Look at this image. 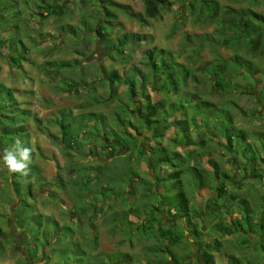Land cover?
<instances>
[{"label": "trees", "instance_id": "obj_1", "mask_svg": "<svg viewBox=\"0 0 264 264\" xmlns=\"http://www.w3.org/2000/svg\"><path fill=\"white\" fill-rule=\"evenodd\" d=\"M4 1L11 5L10 3L14 0ZM32 1V4H29L28 0H22V4L25 3L24 5L29 9L31 17L33 14L39 13L41 17L55 14L58 18H62L67 10L75 11L76 3H78L77 0ZM78 1L82 4H85L86 1L91 2L90 0ZM94 1L103 7L107 14L103 21H98L95 17L94 28L88 31L87 39L90 41L101 39L106 45L117 44L118 48L112 47L109 51L106 46L104 49L107 51L106 55L109 59L116 60L123 65L130 62L128 59L129 46L127 47V45L131 42H142L147 37L138 33L124 32L115 36L113 40L110 39L108 36L115 28L112 24L116 18L115 11H123L124 14L133 17L138 22L148 24V20L162 18L173 5L171 0H140L143 6L142 12L134 13L129 6L113 0ZM242 1L229 0L227 4H221L218 0H196V3H188L186 6L189 8L192 22L202 26L214 25L212 31L199 34L184 33L176 50L156 46L144 49L142 51L143 68L132 63L123 72H120L115 65L110 70L104 67L96 68L97 71L103 73L99 81L109 84V99H113L117 94L116 85L120 83L126 87V93L132 101V106L129 103H120L111 112L112 120L119 132L113 127H106L103 123L105 115L96 112L80 113L79 118L82 120L84 115H87L91 121L96 120L102 130L93 127L91 122L89 125L91 129L82 131L80 125L76 127L78 116H72L73 111L65 108L61 109L55 118L43 122L29 108L22 106L23 103L18 100L12 88L0 82V94L9 97L10 105L6 106L5 110L1 107L0 119H7L9 125L15 124L16 126L10 133L11 137L4 136L6 141L3 143V148L14 147L16 140L19 139L23 147L31 149L29 168L34 170L38 169L34 158L39 154V148L31 140L30 123L34 124L36 130L53 137L63 145L64 153L68 157L74 158L82 155L83 140H86L88 145L99 146L102 162L105 161L103 159L109 157H112V160L122 149H130L131 146L133 148L136 135L140 136L142 135L141 131H148L147 140H152L155 143L153 146L147 143L148 153L141 147L138 148L140 150L138 152L146 157V161L151 162V168L156 176L154 185L161 186L163 190L152 194L156 204H152L150 208L146 206L145 217L142 218L136 214L140 218V223L143 222L142 231L136 238L146 242L143 248L146 259L144 264H190L191 254L184 251H182L184 253H175V248L185 236V230L188 231L190 237L187 244L195 247L203 264H218L217 260L223 254V245L215 236L219 233L225 236H230L233 233L243 234L246 237L243 239L244 242L250 237H255V240L258 238L260 242H263L261 244H264L262 237V233H264V131H249L245 127L237 125L244 112L236 102L228 103L227 109H225L219 102L203 97L192 89L202 80L209 83L213 93L226 95L229 91L227 85L235 82L243 74L251 76L263 74L255 60L264 59V14L255 11L251 5L235 6ZM8 5L0 4V10L8 8ZM107 6L113 8L114 11L107 9ZM96 14L95 12V16ZM3 19H5L4 14L0 13V21ZM59 29L67 35L70 34L66 31L74 32L73 26L68 22L63 23ZM0 43L3 44V42ZM206 47L215 49L223 47L230 51V55L225 57L218 55L209 60H202L201 54ZM9 49L10 47L6 52L10 55L9 59L20 67L21 63H17L19 58L9 52ZM44 51L47 53V50ZM178 57H182V61H177ZM22 60H27L25 55ZM68 63L70 62L61 59L49 62L45 60L43 65L38 68H41L42 71L49 69V72H53L62 66L67 67ZM70 66H72L71 63ZM76 67L78 66L70 68L73 70ZM242 70L246 72L242 73ZM107 73H109V77H106ZM64 85L63 89L67 93L78 92L79 84L75 80L64 82ZM139 86L140 91L138 90ZM147 86L161 95V98L152 100L150 94L146 92ZM234 90L237 88L235 87ZM245 90L247 93L255 95V92L249 91L247 87ZM256 96L264 105V84L259 87ZM135 102L138 105H135ZM233 109H236L237 114L231 112ZM8 110L10 115L5 112ZM13 110H16L17 113L14 114ZM129 113H132V118L135 120L134 124H130L135 134L127 130L126 127ZM52 125L57 128V134L48 132ZM7 126L8 124L1 131L9 132ZM170 130L172 135L166 138ZM163 139H166L165 143L162 142ZM178 148L182 151L177 150ZM204 157L206 158L204 159ZM5 169L6 173L13 177L17 175L25 178L33 176L31 169L27 175L9 172L6 166ZM63 171L68 177V180L64 181V185H72L74 191L80 195L91 192L87 187L89 179H86L83 169L69 164L63 168ZM135 172L131 174L127 183L131 182L133 178H137L139 182H145ZM74 173H76L75 176H73ZM38 178L42 179L39 175ZM110 178L103 179V181L106 180V185L108 183L107 186H101V184L95 186L99 190L104 188L105 191L103 198L95 197L97 198L96 202H92L94 206L86 208L92 212L90 219H94L98 214L97 207L100 200H108L111 196L119 199L122 196V201H126V190L122 188L123 184L115 189L111 187L113 184L112 175ZM255 181L262 182V190H256L251 184ZM139 182L136 184L137 186L140 185ZM12 184L17 190L18 183L12 180ZM25 190L27 196H32L29 184H25ZM198 190H207L209 198L204 203V207L197 210L192 208L190 203ZM68 196L71 198V195ZM21 199L23 200L22 195ZM256 200L259 201L257 214H253L252 208L258 202H255ZM140 210V208L131 207L128 211L121 213L113 211L108 220L112 230L121 217L124 215L127 217L128 213H138ZM163 210L174 222L173 224L166 221L165 226L161 225L162 221L165 222L162 216L160 217ZM233 211L239 213L238 218L228 220L227 217H230ZM195 215L200 222H194ZM33 216L31 214L29 217L33 219ZM85 216H87V210L82 209L81 216L77 215L79 220L76 218L77 228L87 225L80 221L81 217L86 219ZM30 222L29 218L26 225L30 231H36L37 242L32 247H29L28 243L25 244L29 259L38 257V247L42 250L41 254H43V249L49 247L52 253L58 255V259L53 264H133V254L120 250L111 253H102L96 250L92 233L87 226V233L84 235L80 234L79 229L82 239H74V228L71 225L58 226L54 219L53 227L50 226L49 230H46L45 227L44 230L46 234L53 232L54 239L50 240L54 242L53 245L48 238L40 239L39 237V235H44L43 221L37 219V222H33L32 226ZM128 224L130 225V223ZM155 224L158 225L156 229H154ZM177 224H181V229L176 228ZM198 224H202L200 231L207 232L205 234V239L208 238L207 241L204 239L201 242L196 241L195 238L200 234ZM183 225H186V228H183ZM62 229L67 230L69 237L55 245L56 237ZM127 231L128 239L133 240L134 233L130 231V228ZM153 239L155 242H151ZM87 240L90 242L85 245L84 242ZM262 247L264 248V246ZM235 260V256L227 254L226 263L231 261L234 264Z\"/></svg>", "mask_w": 264, "mask_h": 264}, {"label": "rangeland", "instance_id": "obj_2", "mask_svg": "<svg viewBox=\"0 0 264 264\" xmlns=\"http://www.w3.org/2000/svg\"><path fill=\"white\" fill-rule=\"evenodd\" d=\"M14 1V3L12 2L10 3L11 5H8L6 1L0 0V4L4 6L8 5V8L4 9L5 11L0 10V13H3L5 18L0 21V42H3V44L0 43V82L12 88L18 100L23 103L22 106L29 108L43 122L55 118V116L59 115L60 110L64 108L72 110V116H78V118L81 116L80 113L96 112L97 114L102 113L105 115L106 118L103 123L106 127H113L119 132L115 122L112 120L111 112L120 103H129L132 106V101H130L126 93V87L120 83L116 85L117 94L114 95L113 99H109V84H103L99 81L103 73L97 71L96 68L104 67L110 70L115 65L120 72H123L131 63L143 68L142 62L144 58L142 51L144 49L156 46L158 48L176 50L184 33L199 34L210 32L214 29V25L202 26L199 23L192 22V16L186 4L191 2L196 3V0H171L173 5L170 10L162 18L148 20V24L138 22L133 17L124 14L123 11H115L116 18L112 22L115 28L108 36L110 39L113 40L115 36L124 32L138 33L147 37L142 42H131L127 45V47L129 46L128 59L130 62L123 65L116 60L109 59L106 55L107 51L104 49L106 46H108L109 51L112 47L118 48L117 44L111 43L106 45L101 39L94 41L87 39L88 31L94 28L95 17L98 21H103L104 16L107 14L106 10L97 5L94 0H90L91 2L86 1L85 4L77 0L78 3H76L75 11L67 10L62 18H58L55 14L41 17L39 13H35L31 17L29 9L24 5L25 3L22 4V0ZM28 1L29 4L33 2L32 0ZM113 1L129 6L134 13L142 12L143 6L140 0ZM218 1L221 4H227L229 0ZM246 4L247 6L251 5L255 11L264 14V0H243L240 4H235V6H245ZM194 6L196 7V5ZM107 9L114 11L113 8L108 6ZM95 12L97 13L96 16ZM65 22L70 23L74 28V32L66 31L70 35L64 34L59 29ZM8 47H10L9 52L14 53V56L19 58L17 63H21L20 67L9 59L10 55L6 53ZM44 50H47V53ZM23 55H25L27 60H22ZM218 55L225 57L230 55V51L223 47L220 49L206 47L201 54L202 60H209ZM60 59L70 62L72 66L77 65L78 67L72 70L70 68L72 66L68 63L67 67L62 66L53 72H49V69L42 71L41 68H38L40 65H43L45 60L49 62ZM176 59L177 61H182V57ZM255 62L261 68L263 74L260 76L243 74L235 82L227 85L229 86V91L226 95L213 93L209 83L202 80L201 83L192 89L196 90L203 97L214 102H219L225 109H227L228 103L236 102L244 112L240 116L237 125L243 126L249 131H264V105H262L260 99L258 100L256 96L259 87L264 84V59L260 58L255 60ZM243 72L246 71L242 70ZM106 77H109V73H107ZM71 80H75L79 84L78 92L67 93L63 89L65 86L64 82H71ZM235 87L237 90H234ZM246 87L249 91L255 92V95L247 93ZM138 90H141L140 86ZM146 92L150 94L151 99L154 101L161 98V95L152 91L150 86H147ZM8 98L7 95L0 94V110H2L1 107L5 110L6 106H10ZM93 100L95 102H92ZM135 105H138V103L135 102ZM5 112L10 115L9 110ZM13 112L14 114L17 113L16 110H13ZM231 112L235 114L236 109H233ZM128 115L129 121H126L127 130L135 134L134 129L130 127V124H134L135 120L132 118V113ZM77 120L76 127L80 125L82 131L90 130L91 127L89 125L91 122L93 123V127L95 126V128L102 130L101 125L96 120L91 121L87 115H84L82 120L81 118ZM7 124L9 132L1 131ZM33 125L32 123L29 125L31 140L39 148V154L34 158V163L38 169L34 170L32 168V170L29 168V170L33 171V176L27 178L20 175L10 176L6 173L3 160L0 159V172H2L0 173V236H2L0 238L2 240L0 241V263L53 264L56 262L58 255L52 253L49 247L43 249V254H41V248L39 249L38 247V257L29 259L25 244L28 243V246L32 247L37 242L35 239L36 231H30L26 225L30 218L31 226L33 222H37V219L43 221L44 228H42V231L45 230V227L47 228L46 230H49L50 226L53 227L54 219L58 226L71 225L75 231L74 239L79 240L82 239L79 235V229L80 234L84 235L87 233V226L92 233L96 250L102 253H111L116 250L127 252L133 254V264H144L146 259L143 248L146 242L136 238L142 231L143 222L140 223V218L136 214H139L142 218L145 217L146 206L150 208L152 204H156L152 194L163 190L161 186L156 187L154 185L156 176L151 168V162L146 161V157L138 152V148L141 147L148 153L149 147L147 143L151 146L155 143L152 140H147L148 131H141L142 135H136L133 148L131 146L130 149H122L117 152L112 160V157H109L103 159L105 161L102 162L99 146L88 145L86 144V140L81 138L84 144L81 149L82 155L71 158L64 153L63 145L54 140L53 137L36 130ZM14 127H16L15 124L9 125L7 119H0V157L3 155V143H5L6 137H11L10 133H12L11 131H13ZM49 128L48 132L50 134H57V128L54 125ZM171 135L172 132L170 130L166 138ZM162 142L165 143L166 139H163ZM177 150L182 151L180 148ZM110 160L111 162H109ZM100 162L101 164H99ZM69 164H74L81 170L83 169L86 179H89L87 187L91 192L89 191L85 195H80L74 191L72 185L63 184L64 181L68 180L63 168L69 166ZM134 171L145 182H139L137 178H133L131 182L127 183V180L130 179ZM37 173L42 179L38 178ZM75 175L76 173L73 174V176ZM111 175L113 177L111 187L116 189L120 187V184H123L122 188L126 190V201H122V196L119 199L111 196L108 200H100L97 207L98 214L94 219H90L92 212L86 208L94 206L92 202L97 199L95 197L103 198V192L105 191L103 190L104 188L99 190L95 186L99 184L101 186L106 185V180L103 181V179H106V177L110 178ZM29 178L31 179L29 180ZM12 180L18 183L17 190L13 186ZM82 182L85 183V181ZM138 182L139 186L136 185ZM25 184L30 185L32 196L26 195ZM251 184L256 190H262L261 181H255ZM72 193H74V196H72ZM21 195L23 196V200L21 199ZM68 195H71V198ZM208 198L209 193L207 190H198L190 204L192 208L198 210L204 207V203ZM258 204L259 201L254 204L252 208L253 214H257ZM131 207L140 208L141 210L138 213H128L127 217L125 215L121 217L122 219L120 218L112 230L108 220L113 211L121 213L128 211ZM82 209L87 210V216H85L86 219L81 217L80 221L87 225L77 228L78 221L76 218L78 219L77 215L81 216ZM38 213L40 214L35 215ZM31 214L34 215L33 219L31 218L32 216L29 217ZM161 216L165 220V222H161L162 226H165L166 221L170 224L174 223L164 210ZM238 216L239 213L233 211L232 215L227 217V219L231 220L232 218H238ZM198 221L200 222L195 215L194 222ZM157 226L155 224L154 229ZM185 226L183 225V228H186ZM201 227L202 224H198L199 231ZM129 228L134 233L133 240L128 239L127 230ZM176 228L181 229V224H177ZM52 233L46 234L44 231V235H39V237L40 239L48 238L49 242L54 245V242L50 241L54 239ZM206 233L205 230L200 231L198 237L195 238L196 241L201 242L203 239L207 241L208 238L206 237L205 239ZM215 236L223 245V254L217 260L218 264L233 263L231 261L230 263H226L227 254L235 256L236 260L234 264H264V248L262 247L264 244L262 245L261 243L263 242H260L258 238L255 240V237H250L249 239L247 237L248 240L244 242L243 239L246 237L243 234L233 233L230 236H225L219 233ZM68 237L67 230L62 229L56 237L57 242H55V245L66 240ZM262 237L264 240V233H262ZM189 239L188 231L185 230V236L180 241L178 247L175 248V253L187 252L191 254L190 264H203L201 256L195 247L193 245L190 246L189 243L187 244V240L190 241ZM89 242L90 240H87L84 244L86 245ZM151 242H155V239L151 240Z\"/></svg>", "mask_w": 264, "mask_h": 264}, {"label": "clouds", "instance_id": "obj_3", "mask_svg": "<svg viewBox=\"0 0 264 264\" xmlns=\"http://www.w3.org/2000/svg\"><path fill=\"white\" fill-rule=\"evenodd\" d=\"M0 159L3 160L9 172L27 175L31 164V149L23 147L20 140L17 139L14 147L4 149Z\"/></svg>", "mask_w": 264, "mask_h": 264}]
</instances>
